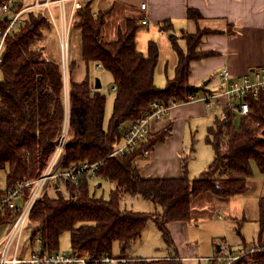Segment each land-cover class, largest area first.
<instances>
[{"label": "trees", "instance_id": "trees-1", "mask_svg": "<svg viewBox=\"0 0 264 264\" xmlns=\"http://www.w3.org/2000/svg\"><path fill=\"white\" fill-rule=\"evenodd\" d=\"M5 1L0 0V6ZM25 12H28V18L22 20ZM23 14L16 31L5 37L0 63V173L5 174L3 188L40 176L54 149L64 117L60 64L44 57L42 48L35 47L44 38V30L49 29L50 24L40 11H24ZM76 16L72 27L79 35L78 56L85 64V76L80 81L75 80L76 60L71 59L68 67L70 133L60 166L65 168L103 160L96 177L107 179L114 188L105 199L90 192L87 178L79 179L77 183L58 180L49 183L54 195L51 197L46 188L30 210L26 227L29 224L35 226L27 243L32 245L39 238L43 251L57 252L59 238L67 232L71 251L92 260L114 257L112 247L117 243V257L127 260L116 264H183L179 259L128 258L127 250L141 237L149 220L155 223L165 243L171 245L166 225L190 220L191 196L211 192L228 199L247 190V179L253 174L252 165L264 174V136L261 134L264 92L257 98L247 99L249 113L241 116L238 128L231 125L235 115L227 109L224 119L207 128L205 141L213 149L214 156L198 178L189 179L186 161H183L177 178L144 177L135 160L143 149H151L156 142L163 140L165 133L150 137L147 145L130 155H109L122 137V125L139 119L149 110L152 101L178 103L197 92V88L188 84L187 78L202 33L185 35L186 53L174 43L178 52L175 75L163 88H158L153 82L158 48L151 41L145 55L136 49L135 36L139 25L135 19L126 21L124 30L118 32L115 40L105 41L101 35L102 14L94 16L87 4L77 10ZM188 18L197 20L199 14L190 11ZM4 27L5 20H2L0 29ZM92 62L100 64L111 75L115 86L112 110L106 124L105 96L98 89L90 92L88 73ZM60 184L63 190L59 189ZM3 188L0 186V192ZM127 195L150 200L160 207L161 212L122 210L120 202ZM259 211L256 249H264V188ZM11 219V211H7L4 218L0 217V224ZM257 252L252 257L246 253L238 262L264 264V251Z\"/></svg>", "mask_w": 264, "mask_h": 264}, {"label": "crops", "instance_id": "crops-1", "mask_svg": "<svg viewBox=\"0 0 264 264\" xmlns=\"http://www.w3.org/2000/svg\"><path fill=\"white\" fill-rule=\"evenodd\" d=\"M13 1H17L22 7L34 3V0ZM45 1L47 5L29 8L27 11H40L50 24V28L44 30V38L52 37L58 42L61 27L67 28L64 35L68 40L71 39L76 32L72 27L77 18L76 12L87 4L94 16H104L101 35L105 41L115 40L118 32L124 30L126 21L135 19L139 25L135 36L136 49L145 55L151 41L158 48V60L153 74L154 85L158 88H163L166 81L175 75L178 62L175 46L186 53L188 45L185 35L197 31L202 35L196 48L197 56L190 61L187 78L188 84L197 88V92L189 95L202 97L225 89L227 83L217 75L224 69L230 72L232 78L247 76L254 79L255 73L264 67V0H39V3ZM142 3L145 4L143 9L140 7ZM190 11L197 12L199 18L189 19ZM142 20L146 21L145 25L141 24ZM95 64L97 67L98 63ZM61 68L64 70L63 66ZM156 71L163 72L164 79H156ZM92 83L94 84V81ZM225 103V98L220 97L212 105L204 101L174 104L162 120L151 124L150 137L154 138L161 133H165V137L152 146L147 157L139 155L135 160L140 174L147 178H177L181 174L183 161H186L188 170L190 156L185 155L188 147L192 150L191 146H194V137L200 126L205 125L207 131L215 121L224 119L226 109L230 110ZM65 109L68 114V98ZM107 121L108 119L104 118V124ZM127 125L128 123L123 124L121 130ZM99 186L100 184L95 188ZM92 194L95 195L94 192ZM137 198L148 202L140 196ZM130 209L135 212L150 211V208ZM186 222H169L166 225L172 240L168 248L173 251L167 249L163 254L143 256L131 253L126 257L179 259L183 263L188 260L204 262V258L228 255L222 252L223 246H219L220 249L215 255H198L199 246L196 245L186 249L184 245H187L189 240L185 232ZM146 228L147 226L144 227L140 238ZM134 243L136 241L132 244Z\"/></svg>", "mask_w": 264, "mask_h": 264}, {"label": "rangeland", "instance_id": "rangeland-1", "mask_svg": "<svg viewBox=\"0 0 264 264\" xmlns=\"http://www.w3.org/2000/svg\"><path fill=\"white\" fill-rule=\"evenodd\" d=\"M10 6L18 8L19 4L17 1H14ZM32 13L34 15H37L36 12ZM7 15H9V13H4L0 9V21L4 20L5 16ZM27 18L28 12H25L22 15V20H25ZM60 45V41L58 42V40H55V38L45 37L42 40L38 41L35 47L42 48L44 57H49L54 61L59 60L58 62L60 64V67L63 66L64 62V67L67 71L71 59H75L76 67L74 69V78L76 81H80L85 76V65L78 56V50L80 47L79 35L77 34V32H74L71 36V39L68 40L67 58L65 56L62 57ZM67 71L62 70L61 68L63 88L64 78H67L69 84V73ZM155 75L156 79H164L163 72L156 71ZM88 77L90 79V83H92L96 78L100 80V91L105 96V118L109 119L113 105V98L115 95V92L112 89L113 81L111 75L102 67L97 68L96 64L92 62L89 64ZM234 115L235 116L232 118L231 125L234 128H238L241 123V116L237 114ZM205 128V125L202 127L200 126L198 133L194 137V146H191L192 150H189L188 147V151L185 153V155H187L188 157L190 156L188 165V177L190 180L198 178L199 175L207 169L208 165L213 159V149L205 141ZM252 167L253 174L247 180L248 188L244 193L240 195H235L229 197L228 199L219 198L211 192H203L197 196H191V217L190 220L186 222L185 231L189 236V240L187 241L188 244L184 245L186 249H188L189 246H199V252L197 253L198 255H215L217 246H223L221 248L222 252H224L225 254H239L247 249H249V251L252 250V252H249L248 257H252L253 253H256L257 251H264V249H256L258 247L256 244L260 231L259 199L263 193L264 174L260 173L255 165H252ZM98 184H100V186L98 188H95ZM0 186L1 188L5 187V174L3 172L0 173ZM113 188L114 185L111 182L101 177H95L89 181V190L91 193L94 192L96 197L102 196L103 198H108V195ZM59 189L63 190V186L61 184L59 186ZM46 190L51 194V197L54 195L51 185H48ZM149 201L150 200H148V202H145L140 198L138 199L137 196H125L120 202V208L122 210H131L130 208L149 210L148 208H150V211H147L149 213L161 212L159 206ZM34 226L35 225L33 224H29L26 227L24 231V239H28L29 233ZM145 226H147V228L144 235L142 236V238L138 239V241L136 240V243L132 244L131 247L129 246L130 248H128L127 250V255H131V253H133V255L136 254L141 256L163 254L167 249L168 251H173L171 248L169 250V245L165 243L161 232L152 220H149ZM183 232L184 230L182 231V233ZM183 237L185 238V233ZM57 252L71 253L69 233H63L60 236ZM112 256H119L117 243L113 244ZM246 261H249V259H246ZM183 264L206 263L196 262L195 260H188L184 261Z\"/></svg>", "mask_w": 264, "mask_h": 264}, {"label": "built area", "instance_id": "built-area-1", "mask_svg": "<svg viewBox=\"0 0 264 264\" xmlns=\"http://www.w3.org/2000/svg\"><path fill=\"white\" fill-rule=\"evenodd\" d=\"M13 2V0H6L0 6V9L4 13H9V15L4 18L5 27L0 29V63L2 60L5 37L16 31L23 12L29 8H37L48 4L47 1L39 3V0H34V3L30 6L15 8L10 6ZM140 7L143 9L145 4L142 3ZM141 24L145 25L146 21L142 20ZM66 30V27H61L59 37L61 55L67 58L68 39L64 35ZM64 65L65 63L63 62V69L67 71ZM97 67H101V65L98 64ZM217 75L227 83L225 89L218 93L203 95L202 97L188 95L183 103L204 101L212 105L217 99L224 97L226 100L225 105H227L233 113L242 117L247 116L249 113L247 99L257 98L261 92H264V67L260 68L255 73L254 79H250L247 76L232 78L227 69L218 72ZM68 85L67 78H64L63 97L65 102L67 98L69 101ZM112 89L115 90L114 85ZM94 90V84L91 83L90 92L92 93ZM176 103L177 102H170L169 104H164L159 101H152L147 112L141 115L136 121L128 123L123 130L120 141L114 146L109 156L130 155L147 145L150 137L151 124L162 120L168 114L169 109ZM68 136L69 113L67 114L65 109L61 131L56 138L54 149L40 176L35 179L19 181L15 186L3 188L0 192V217L4 218L7 211H11L12 217L9 222H2L0 224V264H116L117 262H124L127 260L109 256L92 260L91 258L73 251H71V253H47L40 248L39 238H36L32 245H28L27 239H24V231L28 222L29 212L49 183H55L57 180L60 182L69 181L77 183V181L82 178H87L90 181L97 176L98 170L103 165V160H99L93 163L84 162L73 164L65 168L61 167L60 162ZM149 153L150 149L145 148L141 155L142 157H147ZM248 252H252V250L242 251L239 254L204 258L202 260L206 264L212 261H216L217 264H258L255 262H238L239 259Z\"/></svg>", "mask_w": 264, "mask_h": 264}, {"label": "water", "instance_id": "water-1", "mask_svg": "<svg viewBox=\"0 0 264 264\" xmlns=\"http://www.w3.org/2000/svg\"><path fill=\"white\" fill-rule=\"evenodd\" d=\"M94 88L95 89H100L101 88V84H100V80L98 78H96L94 80ZM223 123H225V121L223 120ZM261 134L264 136V124H263V127H262V131H261ZM220 249L219 246H217V251Z\"/></svg>", "mask_w": 264, "mask_h": 264}]
</instances>
